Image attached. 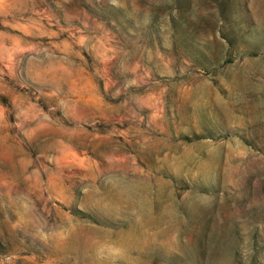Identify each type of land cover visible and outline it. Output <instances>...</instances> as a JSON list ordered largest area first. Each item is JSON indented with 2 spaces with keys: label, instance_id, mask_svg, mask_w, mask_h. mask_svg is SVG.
<instances>
[{
  "label": "rangeland",
  "instance_id": "rangeland-1",
  "mask_svg": "<svg viewBox=\"0 0 264 264\" xmlns=\"http://www.w3.org/2000/svg\"><path fill=\"white\" fill-rule=\"evenodd\" d=\"M0 264H264V0H0Z\"/></svg>",
  "mask_w": 264,
  "mask_h": 264
}]
</instances>
